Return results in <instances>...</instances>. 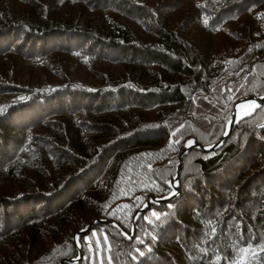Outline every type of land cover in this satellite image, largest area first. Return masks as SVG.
<instances>
[{"label": "trees", "instance_id": "16d2710c", "mask_svg": "<svg viewBox=\"0 0 264 264\" xmlns=\"http://www.w3.org/2000/svg\"><path fill=\"white\" fill-rule=\"evenodd\" d=\"M263 95L264 0H0V264H264Z\"/></svg>", "mask_w": 264, "mask_h": 264}, {"label": "water", "instance_id": "95a60500", "mask_svg": "<svg viewBox=\"0 0 264 264\" xmlns=\"http://www.w3.org/2000/svg\"><path fill=\"white\" fill-rule=\"evenodd\" d=\"M244 102H251L253 107H252V109H250V111L248 113H245V114H242V115H238L237 114V107L239 106V104L244 103ZM263 105H264V95L261 96V97L251 96V97H248V98H245V99L240 100L234 106V109H233V111L231 113L230 119H229V121L227 123L225 133L223 135V138L220 141H218L213 146L205 147V148H200L199 146L195 145V143H194L193 140H189L185 144L184 148L182 149V151H181V153L179 155V159H181L187 153V151L190 148H192V147L197 148V149H200L202 151H209V150H216V149H218L223 144L224 140L227 138V136L230 134V132L233 130V128L235 127V125L237 123H239L241 120L247 118L251 113H253L256 109L260 108ZM180 168H181V164L179 163L177 165L176 176L170 182V185H169L171 187V189H172L171 193L168 196L164 197V198H160V199H149L147 201V203L143 206V208L136 214L135 218H137V216L140 213H142L144 210H146L148 208L149 204H151V203L158 204V203L166 202L168 200H172L173 198L177 197V195H178V190H177L178 184H177V180H178V175H179V172H180ZM98 222L111 224V225L116 226L119 229V227L117 225L113 224L112 222H107V221H98ZM95 223H96V221H92L85 229H83L80 232H78L77 234L73 235V241L76 243L77 240H78V237L80 235L85 234L86 231L93 224H95ZM122 234L125 235L126 237H129L123 231H122ZM76 261L77 260H73L70 263H76Z\"/></svg>", "mask_w": 264, "mask_h": 264}, {"label": "bare ground", "instance_id": "6f19581e", "mask_svg": "<svg viewBox=\"0 0 264 264\" xmlns=\"http://www.w3.org/2000/svg\"><path fill=\"white\" fill-rule=\"evenodd\" d=\"M252 103L251 102H244L239 104V106L237 107V114L238 115H242L245 113H248L250 111V109H252Z\"/></svg>", "mask_w": 264, "mask_h": 264}, {"label": "rangeland", "instance_id": "374dc122", "mask_svg": "<svg viewBox=\"0 0 264 264\" xmlns=\"http://www.w3.org/2000/svg\"><path fill=\"white\" fill-rule=\"evenodd\" d=\"M10 60H13V62L15 63V59L12 57ZM16 65L18 66V67H20L21 68V65H20V61L19 60H16ZM1 63H3V62H1ZM24 67L27 69V67L25 66V65H23V69H24ZM26 69H24L25 71H26ZM26 74L24 75V78L26 77L27 79H29V73L27 74V71L25 72ZM20 79H22L21 77H20ZM177 184H178V180H177ZM169 185H170V183H169ZM177 190H178V188H177ZM178 196V195H177ZM174 199V198H173ZM129 236V235H128ZM129 238H131V236H129L128 237V239ZM78 239H79V237H78ZM72 240H73V237H72ZM74 244L78 247V249H79V241L77 240V242L75 243L74 242Z\"/></svg>", "mask_w": 264, "mask_h": 264}]
</instances>
